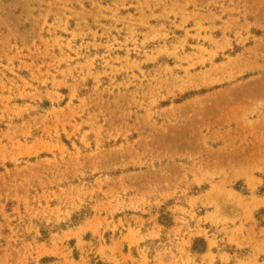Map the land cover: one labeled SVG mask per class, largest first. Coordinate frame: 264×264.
Returning <instances> with one entry per match:
<instances>
[{
    "label": "rangeland",
    "instance_id": "obj_1",
    "mask_svg": "<svg viewBox=\"0 0 264 264\" xmlns=\"http://www.w3.org/2000/svg\"><path fill=\"white\" fill-rule=\"evenodd\" d=\"M0 264H264V0H0Z\"/></svg>",
    "mask_w": 264,
    "mask_h": 264
}]
</instances>
